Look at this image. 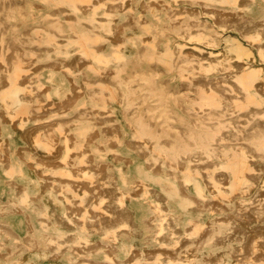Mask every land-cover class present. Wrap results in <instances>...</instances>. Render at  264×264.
Masks as SVG:
<instances>
[{
    "label": "bare ground",
    "instance_id": "obj_1",
    "mask_svg": "<svg viewBox=\"0 0 264 264\" xmlns=\"http://www.w3.org/2000/svg\"><path fill=\"white\" fill-rule=\"evenodd\" d=\"M251 1L0 0V264H264Z\"/></svg>",
    "mask_w": 264,
    "mask_h": 264
},
{
    "label": "rangeland",
    "instance_id": "obj_2",
    "mask_svg": "<svg viewBox=\"0 0 264 264\" xmlns=\"http://www.w3.org/2000/svg\"><path fill=\"white\" fill-rule=\"evenodd\" d=\"M16 1L19 3L20 7L29 8L30 4L28 2H26L25 4H22V2L24 0H16ZM256 1L257 0H252L250 5H249L251 8L254 9L255 16H256V5H257ZM261 2H260V5L263 7L264 6V0L262 3ZM260 16H264V13L262 11H261ZM16 20H18V19L16 18ZM15 29L17 30V32L19 34H21L24 37L23 41H24V43H26L28 45L33 44L35 42V40H37L38 38H41V44H44V45L50 44L49 41L47 40L48 39V32H50V31H42V33H40L39 31H37V28L35 30L33 29V30L27 31V30L23 29V25L15 26ZM243 40L246 41L244 38H243ZM67 48H68L67 46H64L62 49L66 50ZM54 49H55V47L52 48V50H54ZM253 98L256 100V94H254ZM0 103H1V101H0ZM119 146L126 148V142L124 140H120ZM151 155H154V154L151 153ZM151 157H153V156H151ZM133 163H138V159L135 160ZM164 165L167 166V164H164ZM147 212L151 213L152 211H151V209H148ZM53 228H50V229L52 232H55V229H53ZM122 240H124V238Z\"/></svg>",
    "mask_w": 264,
    "mask_h": 264
}]
</instances>
